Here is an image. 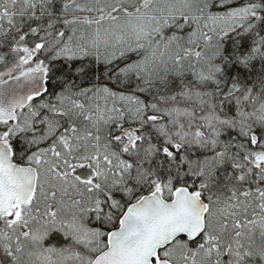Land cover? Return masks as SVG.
Masks as SVG:
<instances>
[{"label": "snow or ice", "instance_id": "obj_1", "mask_svg": "<svg viewBox=\"0 0 264 264\" xmlns=\"http://www.w3.org/2000/svg\"><path fill=\"white\" fill-rule=\"evenodd\" d=\"M0 264H264V0H0Z\"/></svg>", "mask_w": 264, "mask_h": 264}]
</instances>
